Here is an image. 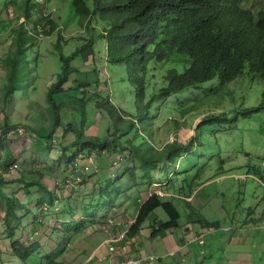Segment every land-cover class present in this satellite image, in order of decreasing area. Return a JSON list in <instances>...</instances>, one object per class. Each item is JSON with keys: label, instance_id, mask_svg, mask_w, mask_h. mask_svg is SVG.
<instances>
[{"label": "rangeland", "instance_id": "374dc122", "mask_svg": "<svg viewBox=\"0 0 264 264\" xmlns=\"http://www.w3.org/2000/svg\"><path fill=\"white\" fill-rule=\"evenodd\" d=\"M27 1L30 18L25 17ZM88 3L92 6L93 0ZM250 4L264 7V0H250ZM50 19L58 27L48 34L51 25L46 21ZM105 27L107 21L99 14L81 21L72 0H0V172L7 179L20 177L3 188L25 203V208L16 207L17 219L11 217L15 227L11 235L6 205L0 197V264H95L100 254L109 252L104 240L115 229H129L126 220L132 219L142 200L155 191L178 207L181 225L154 233L153 222L169 218L158 206L139 231L118 240L117 246L130 239L143 252H158V245L179 247L185 243L182 252L189 251L186 256L194 263L196 256L207 255L217 236L228 239L232 229L201 227L205 222L193 217L220 220L226 226L234 216L242 218L253 208L264 216V110L240 113L234 121L201 122L208 113L231 116L240 108L258 104L264 81L252 73L232 81L215 77L158 96L166 84L167 69L174 65L183 68L168 61L149 69L145 103L154 98L150 107L142 109L126 67L110 61L108 41L102 35ZM20 40L24 47L19 58L16 49ZM86 43L92 46L71 59L78 70L64 83V89L54 94L56 103L62 104L61 126L54 130V146L48 148L49 139L39 137V131L48 132L53 122L54 107L47 92L63 69L61 55ZM12 56L17 58L13 96L6 92L12 67L8 57ZM77 96L86 102L85 110ZM112 102L126 114L118 131L125 133L122 142L117 148L81 153L76 159L82 163L86 155H95L96 167L77 182L62 156V145L73 142L75 133L64 134L63 126L71 123V128L100 136L113 132L116 128L105 107ZM133 117L136 125L132 127ZM19 125L25 126L26 133H10V128ZM174 139L189 145L172 161L166 158L147 168L129 148L132 140L136 144L144 141L148 148L150 141L161 147ZM74 150L73 146L69 149L71 153ZM31 178L39 179L45 188L38 183L28 188L25 181ZM50 190L54 202H50ZM199 233H203L204 242L197 238ZM17 240L24 245L38 242L39 247L25 261L12 247ZM91 254L92 261L88 259ZM155 263H161L158 256Z\"/></svg>", "mask_w": 264, "mask_h": 264}, {"label": "trees", "instance_id": "16d2710c", "mask_svg": "<svg viewBox=\"0 0 264 264\" xmlns=\"http://www.w3.org/2000/svg\"><path fill=\"white\" fill-rule=\"evenodd\" d=\"M72 2L81 21L90 19L97 14L107 21V27L102 35L108 41V56L111 62L120 63L126 67L142 109L150 107L154 98L151 97L145 103L149 69L168 61L180 63L183 68L179 69L174 65L167 69L166 84L160 88L158 96H168L186 86L215 77L223 81H232L246 73H252L254 77L257 75L264 81V7L255 8L250 4V0H93L92 6L88 0H72ZM26 9L25 17L30 18L32 10L29 1H27ZM46 22L51 25L48 30V34H51L58 25L51 19ZM89 46H92V43L77 47L69 55H61L64 61L63 69L56 75V79L47 92V97L54 107L52 127L46 133L42 129H40L42 130L39 131L40 133L37 131L40 136L36 132V136L49 139L46 142L48 148L54 146V130L61 126L62 104L56 103L54 94L62 91L64 83L74 71L78 70L71 63L72 57ZM23 47L24 44L20 40L16 49L19 58L22 56ZM8 60L12 67L8 75L6 92L13 96L17 58L12 56L8 57ZM76 98L85 110L86 102L81 97L77 96ZM105 107L109 109L116 128L113 132L100 136L86 134L82 129L71 128V123L63 126L64 134L71 130H74L75 133L73 142L62 145V156L67 164L78 160L76 158L81 153L89 154L92 150L117 148L118 143L122 142L121 136L125 133L118 131L123 126L121 122L125 119L126 114L122 113V109L113 102L105 104ZM263 110L264 92L263 98L258 104L240 108L231 116H228L226 112L208 113L203 116L201 122L234 121L240 113L250 115ZM83 118L87 119L85 111ZM135 125V117H133L131 126ZM129 144L133 157L146 168L155 166L166 158L172 161L177 154H182L183 149L189 145L178 139L168 141L161 147L155 146L151 141L148 148L144 141L136 144L132 140ZM72 146L75 147V150L71 153L69 149ZM30 172L34 173V169ZM39 173L43 176L42 171ZM24 177L22 173L21 179L24 180ZM17 180H20V177L19 179H7L0 172V197L6 205L5 220H7V228L11 235L15 231L11 217L15 216L17 219L16 207L25 208V203L19 200L15 193L9 195L3 186ZM25 183L28 188L36 183L45 187L39 179L35 178L26 180ZM51 196L50 202H54L53 193ZM163 197L155 191L143 200L128 229L129 236L141 229L143 222L158 206L164 208L169 218L163 222H153V225L156 226L154 233L161 228L168 229L180 225L181 213L178 207L172 200ZM40 200L42 198L37 201ZM197 219L204 221L208 226L219 225L218 221H210L205 216L193 217L194 221ZM12 247L15 253L26 261L39 247V243L32 242L29 245H24L22 241L17 240L12 242Z\"/></svg>", "mask_w": 264, "mask_h": 264}, {"label": "crops", "instance_id": "0c3cea01", "mask_svg": "<svg viewBox=\"0 0 264 264\" xmlns=\"http://www.w3.org/2000/svg\"><path fill=\"white\" fill-rule=\"evenodd\" d=\"M46 189L48 188L46 187ZM31 191L32 190H30L29 192L31 193ZM50 192L52 194L54 191L50 190ZM151 193L152 192H150L149 194ZM166 194L171 195V193ZM173 194L171 196H173ZM148 195L146 196V198L148 197ZM43 198L44 196L42 197V199ZM138 208L136 214L132 217V219L126 220L127 222H132L135 219ZM217 221L219 222L218 226L210 227H223L225 230L232 229V233L229 235L228 239H224L223 235L217 236L215 239L216 242L211 243V245L209 246L207 255L203 257L196 256L194 263H190L188 256H186V254H189V251H185V254H183L182 252L183 248H185V243L180 245L179 247H177V244L176 246L173 244H169L168 246H166V244H163L160 247L158 245V252H154L152 250H150L149 252H143L140 247L133 245L130 239H127L128 242H124V244H120L118 246L116 245L118 243L116 241L114 245H116L118 256H126L128 254L139 255L141 253H155L161 260L160 264H264V232L262 233V230H264L263 215H259L257 210L253 208L250 214L244 215L242 216V218H237L236 216H234L232 218V221L226 226H224L220 222V220ZM205 226L206 225H201V227ZM195 230L198 231V229ZM114 233H118V230L115 229V231H113V234ZM97 249L98 248H96V250ZM108 254H110V250ZM100 256L105 257L104 254H100L95 259V264H107L109 262L110 259H108L107 257L100 261ZM91 257L92 254L89 255L88 259H90ZM166 258H168V261L165 260ZM170 258L172 259L170 260ZM92 260H94V258Z\"/></svg>", "mask_w": 264, "mask_h": 264}, {"label": "built area", "instance_id": "2783aa9c", "mask_svg": "<svg viewBox=\"0 0 264 264\" xmlns=\"http://www.w3.org/2000/svg\"><path fill=\"white\" fill-rule=\"evenodd\" d=\"M26 133L25 126H17L11 129L10 133ZM115 163H118V159L114 160ZM13 167V165H11ZM96 167V156L95 155H88L87 159L84 163L81 161L75 160L72 164L69 165V168L72 171L73 177L76 179L77 182H80L84 179L86 173H90L92 168ZM69 169V170H70ZM46 207V205H44ZM132 222H130L131 224ZM129 224V227H130ZM128 236V229L118 230V233H112L108 236L104 241L109 244L110 254L105 255L109 260L107 264H155L157 255L155 253H141V254H128L126 256H118L117 255V248L114 243L120 239L127 238ZM197 238H199L200 242H204L203 233H200ZM173 253V252H172ZM105 257L100 256L99 260L102 261Z\"/></svg>", "mask_w": 264, "mask_h": 264}]
</instances>
